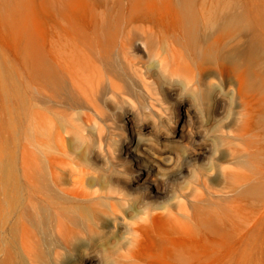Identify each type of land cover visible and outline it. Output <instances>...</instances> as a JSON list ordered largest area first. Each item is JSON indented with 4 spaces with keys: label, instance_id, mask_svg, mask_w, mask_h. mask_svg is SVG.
I'll return each mask as SVG.
<instances>
[{
    "label": "bare ground",
    "instance_id": "bare-ground-1",
    "mask_svg": "<svg viewBox=\"0 0 264 264\" xmlns=\"http://www.w3.org/2000/svg\"><path fill=\"white\" fill-rule=\"evenodd\" d=\"M40 3L50 20L47 25L42 17L39 40L23 70L22 98L26 104L35 99L40 109L38 115H22V215H18L22 239L16 245V263L70 264L74 258L76 264H140L134 255V246L141 240L140 228L151 227L153 209L166 215L170 212L162 198L169 196L172 182L182 181L189 172L185 162L204 156L208 145L188 150L181 159L173 149L158 152L143 136L151 124L142 121L139 133L125 136L117 151L116 157L129 166L117 169L105 162L98 147L97 151L83 147L82 132L69 137V127L60 126L59 120L56 125V115L47 112L60 110V114L65 109L63 114H67L71 109L75 115L120 114L126 124L138 113L136 103H144L152 113L155 102L180 96L181 111L167 139L182 143L195 134L191 114L196 112L184 92L188 90L196 98L212 96L213 85L203 72L217 55L224 60L231 57L232 38L243 41L248 60L263 48L264 0ZM256 56V72L262 75L261 57ZM111 101L123 103L121 110L118 104L111 106ZM57 126L67 127L64 132L69 136ZM93 135L95 146L101 133L97 130ZM83 148L89 150L83 153L85 160L79 154ZM140 154L161 175L154 174ZM261 155L260 224L264 230V127ZM238 165L250 167L246 161ZM250 177L244 174L234 180L232 189H253L255 185L246 184ZM218 192L205 186L192 197L180 198L173 219L199 223L213 213L215 198L221 195ZM102 215L107 218L104 222H100ZM238 218L244 224L250 220L235 211L222 216L232 224ZM123 241L133 246H123ZM0 264H10L6 239L0 243Z\"/></svg>",
    "mask_w": 264,
    "mask_h": 264
},
{
    "label": "rangeland",
    "instance_id": "rangeland-1",
    "mask_svg": "<svg viewBox=\"0 0 264 264\" xmlns=\"http://www.w3.org/2000/svg\"><path fill=\"white\" fill-rule=\"evenodd\" d=\"M40 6V0H0V243L6 239L10 264H17L16 260H19L16 245L22 239V219L21 222L18 220L19 213L22 215V115H38L37 110L40 109L35 99L26 104L22 98L27 57L39 40L42 17H46L47 25L50 20L49 13H42ZM239 42L238 38L230 40L232 54L227 60L217 55V60L212 58L208 61L214 65L207 64L209 67L206 66L208 69L203 72L208 74L206 80L213 85L210 98H196L188 90L184 92L196 112L191 114V127L195 134L192 137L188 135L190 139L186 137L182 143H172L167 139L173 128L172 122L181 111L180 96L164 97L155 102L152 113L144 103H136L138 113L133 122L126 124H123V115L120 114L75 115L68 108V115L63 114L65 109L60 112L62 115L57 114L60 111L58 108L57 112H47L50 113L48 115H56V125L59 120L60 126L69 127L70 136L65 131L69 137L75 132H82L83 147H92L94 151L101 149L107 158L105 162L117 169L129 166L116 157L117 151L130 132L139 133L142 121L151 124V128L143 131V136L158 152L173 149L181 159L188 150L208 145L209 150L204 156L199 155L188 162L182 159L189 166V172L182 181L172 182L169 196L162 198L170 212L166 215L159 208L153 209L149 218L151 227L140 228L141 240L134 246L135 259L140 264H264L259 182L262 175L264 72L262 75L256 72V54L260 55L261 68L264 69V46L248 60L241 44L243 41ZM110 104L113 107L120 105L117 106L119 111L123 106L120 101H111ZM60 126H57L60 132L67 128H58ZM92 126L95 127L93 130ZM97 130L101 136L95 147L91 139L93 141ZM68 136L65 137L68 139ZM85 150L83 148L79 154L89 151ZM139 158L152 165L150 159L141 154ZM243 161L248 162L250 167L238 165ZM151 167L154 174L161 175V170L157 171L155 165ZM244 174L251 176L246 184L255 185L253 189H232L233 181ZM205 186L221 192L215 198L213 213L202 217L199 223L173 219L180 198L192 197L194 192L202 191ZM227 190L233 193H225ZM234 211L242 218H250L249 222L244 224L240 218L233 224L223 221V214ZM106 219L102 215L100 222ZM129 220L135 221L132 218ZM122 245L133 246L130 241H123ZM70 264H76L74 258Z\"/></svg>",
    "mask_w": 264,
    "mask_h": 264
}]
</instances>
